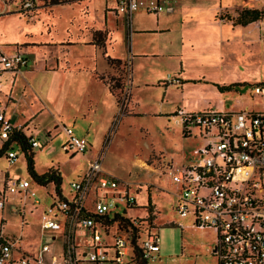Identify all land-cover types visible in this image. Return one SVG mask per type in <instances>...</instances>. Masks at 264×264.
<instances>
[{
	"label": "rangeland",
	"instance_id": "374dc122",
	"mask_svg": "<svg viewBox=\"0 0 264 264\" xmlns=\"http://www.w3.org/2000/svg\"><path fill=\"white\" fill-rule=\"evenodd\" d=\"M241 2L242 0H235L234 4L238 7L241 6ZM254 3L259 5L258 2ZM254 3L245 0L242 9H254L250 8ZM3 4L11 5L15 12L20 14L0 17V48L4 47L3 51L6 53L13 52L16 48L15 43L26 39L28 33L40 34L41 30L45 29L44 24L48 23L42 21L48 16L60 19V29L57 28V34L68 18L75 17L70 8H57L56 10L61 11L60 14L56 12L49 15L43 12L49 8V3L45 0H34L30 11L22 8L23 0H0V11L4 7ZM40 9L43 11L36 17L39 20L27 21L24 18L35 16ZM77 9L78 7L73 11ZM218 17L228 22L227 18L233 16L227 11H221ZM255 24L262 29L260 40L264 44V19ZM235 51L241 56L226 57L225 65L221 67L224 78L243 79L249 83L238 84L233 90L223 93L222 97L208 95L201 104L213 105L211 108L214 111L218 110L222 102L224 111L264 112V94L258 95L253 92L256 87L264 89V85L259 84H264V56L257 57L249 46L242 48V52ZM81 56L79 49L75 48L65 73L37 72L33 77L31 76L41 101L24 83L27 103H21L19 107L16 105L7 107L8 114H15L16 122H20L18 108L22 107L26 110L31 98V102L36 103L43 110L38 116L40 118V121H37L38 126L32 124L36 129L32 134L43 146L33 149L34 169L39 173H44L52 166L54 169H59L62 177L61 194L69 198L72 192L71 184L80 181L87 167V160L101 155L103 172L122 183L129 184L130 192L135 198V207L127 209L125 215L141 219L144 216L143 208L147 206L148 201L153 208V220L147 223L148 225L146 222L140 223L141 234L153 230L150 227H154L159 237L158 251L152 253V258L147 264H218L217 256L212 255L211 252L217 242L215 230L195 227L192 215L182 218L175 211V194L178 192V186L170 179L169 168L177 169L195 164L197 159L193 155L194 150L207 145L211 140L208 136L205 139L198 138V131L193 125L188 128L190 136L183 135L180 118L171 112L180 101V87L168 86L167 95L163 98L165 92L163 84L160 85L161 89H144L132 81L129 84L130 96L127 103L128 88L124 80L127 78L128 70L121 68L119 64H112V70L100 76L111 87H115L117 81L120 83L121 90L113 89L123 105L120 112L116 96H112L106 86L94 78V71L100 73L103 69L100 59L96 62L93 60L88 62L80 58ZM220 70L216 66L211 68V65L203 67L206 73L220 72ZM195 71V68L187 70L190 76L195 75ZM163 76L165 78L167 75ZM5 77L7 81L5 78L1 81L9 85V76L5 75ZM172 77V75L167 76L169 80H172ZM17 78L23 81L21 75ZM19 88L20 82L17 81L14 90L18 92ZM16 99L19 100L18 95ZM153 112L159 114L154 115ZM58 114L70 115L71 119H64L61 123L56 119ZM30 123L32 122L29 121L26 125ZM67 123L72 127L76 137L84 139L88 145H91V149L84 155L71 156L61 149L65 139L61 125ZM88 124H91L90 128ZM53 126H57L56 133L49 138L47 131L52 130ZM108 136L110 138L106 143ZM16 153L17 160L12 164L4 155L0 157V200L1 192L8 180L7 173L10 176L17 174L22 180L28 181L31 186L28 192L33 193V196H24L23 192L10 194L5 191L4 208L0 210L3 232L17 239L21 250L30 253H35L42 244H48L51 253L46 255L45 259L51 257V260L60 262L62 242L59 223L56 228L50 230L40 228L41 216L49 205L53 202V207H56L58 193L51 184L45 187L37 186L26 171L23 154L19 151ZM118 211L123 212V208L120 207ZM57 218L60 220L59 212ZM114 232L115 227L109 231L107 238L109 243ZM83 233L80 228L76 229L75 242L81 246L86 245L90 240ZM123 264L134 263H129V258H126Z\"/></svg>",
	"mask_w": 264,
	"mask_h": 264
},
{
	"label": "built area",
	"instance_id": "2783aa9c",
	"mask_svg": "<svg viewBox=\"0 0 264 264\" xmlns=\"http://www.w3.org/2000/svg\"><path fill=\"white\" fill-rule=\"evenodd\" d=\"M34 0H23L22 8L32 10ZM264 3V0H253ZM117 11L124 15L126 25L139 7L148 13L171 12V8L159 5L158 0H116ZM24 65L20 52L12 55L0 53V93L1 76L4 72L18 73ZM175 80H169L172 84ZM254 94H264V89L256 87ZM183 135L190 136L189 126L198 131V138L210 137V142L194 150L195 164L177 169L169 168L172 182L178 186L176 213L187 218L192 215L194 226L212 228L217 242L212 255L218 264H264V112H188L177 109ZM15 127L4 116L0 104V146L7 141ZM67 143L63 147L66 154H84L87 142L73 134L71 128H64ZM32 149L42 148L35 139L29 141ZM16 150H9L5 158L14 163ZM69 198L58 199L56 207L51 204L41 216V229L57 227L61 231L63 252L61 261L48 260L49 245L42 244L35 253L21 250L18 240L3 232L0 223V264H123L131 255L128 231L116 225L107 226L98 221L105 215L118 213L121 207L135 206V198L129 184L105 174L102 157L97 155L87 162L80 181L71 184ZM30 183L19 177L7 180L1 192L0 210L4 208L5 191L10 194H29ZM93 196L92 206L88 198ZM36 201L34 202V204ZM60 213V220L57 218ZM59 221V222H58ZM115 227L110 240L109 231ZM80 228L88 233L89 243L77 255L75 232ZM66 233V235H65ZM159 237L155 230H149L141 240L142 258L148 261L152 253L158 251Z\"/></svg>",
	"mask_w": 264,
	"mask_h": 264
},
{
	"label": "crops",
	"instance_id": "0c3cea01",
	"mask_svg": "<svg viewBox=\"0 0 264 264\" xmlns=\"http://www.w3.org/2000/svg\"><path fill=\"white\" fill-rule=\"evenodd\" d=\"M45 1L49 3L47 11L40 9L35 16L30 18L25 16L24 18L27 21L39 20L36 17L39 16L41 11L49 15L56 12L60 14L61 11L56 10L57 8H70L75 17L68 18L57 34V28L60 29V19L48 16L42 21V23L48 22L44 24L45 29L41 30L40 34L28 33L26 39L15 43L16 48L13 52L6 53L3 51L5 50L3 46V48H0V53L4 55H12L18 51L24 56V65L18 73L4 72L2 74L1 79L5 78V81H7L5 75L9 76V85L1 83L0 104L4 116L15 127H26V136L30 138H35L32 134L36 130L33 125L38 126L37 121H40L38 116L43 110L40 109L39 105L31 102V98L26 110H23L22 107L18 108L17 114L20 122H16L15 114H8L7 107L8 105L19 107L21 103H27L25 84L41 101L31 78L37 72L65 73L68 69L69 58L74 53L75 48L79 49V53L82 55L80 58H84L88 62L92 60L96 62L97 59H100L99 62L102 64L103 69L100 73L94 71V78L104 84L112 96L115 95L110 92L109 86L100 76L112 70L108 59L119 60L121 68H127L128 75L124 81L128 88V96H130L129 84L132 81L144 89H161L160 85L167 83L168 86L180 87V101L176 103L177 106L174 110L176 111L180 107V109L188 112L214 111L211 108L213 105L211 106L209 103L203 105L201 103L208 95L222 97L223 93H226H220L217 87L249 83L243 79L228 80L224 78L223 68L221 67L225 65L226 57L229 55L241 56L234 50H241L242 52V48L249 46L257 57L264 56V44L260 40L262 29L256 27L255 23L246 26H233L231 22L218 18L221 11H227L235 17L237 11L242 10L244 7L245 0H242L241 6L238 7L234 4L235 0H158L159 5L171 8V12L154 14L146 12L143 7H139L132 13L129 25H126L124 15L117 11L116 0H76L72 3L57 5H52L51 0ZM251 1L254 3L253 0ZM3 5L0 17L20 15L15 12L11 5ZM76 7L78 9L73 11ZM250 8H264V3H259V5L254 3ZM94 32H101L104 36L101 47H97L92 42ZM208 65H211V68L216 66L218 70H221L220 72L206 73L203 71V67ZM189 68H195L196 74L188 75L187 70ZM18 75L22 76L23 81L17 78ZM163 75H172L175 82L168 83L169 79L167 76L164 78ZM100 77H102V80ZM17 81L20 82L18 92L14 90ZM259 84L264 85L263 83ZM167 87H164L163 98L167 95ZM16 95H18L19 100L16 99ZM174 110L171 112L175 113ZM230 111L233 110L224 111V105L221 102L216 112ZM153 113L154 115L159 114V112L157 114L156 112ZM56 119L62 123L64 119L69 120L71 118L70 115L58 114ZM29 121L32 123L26 125ZM90 125L88 124L89 128ZM64 128L72 129L69 123L61 125L65 137L61 149L67 143ZM56 129L57 126H53L52 130L47 131L49 138L55 135ZM89 149H91V145L87 143L86 152ZM6 176L8 179L12 177L22 178L17 174L10 176L7 173ZM54 197H56L55 194ZM93 199V196L88 198V203L91 206ZM81 232L88 236V233L82 231V229ZM88 243L81 246L75 242L77 255H81ZM62 252L63 243L61 254Z\"/></svg>",
	"mask_w": 264,
	"mask_h": 264
},
{
	"label": "trees",
	"instance_id": "16d2710c",
	"mask_svg": "<svg viewBox=\"0 0 264 264\" xmlns=\"http://www.w3.org/2000/svg\"><path fill=\"white\" fill-rule=\"evenodd\" d=\"M76 0H51L52 5L57 4H66V3H72ZM220 20H223L222 18L218 17ZM264 19V9H242L240 11H237L235 17L227 18L228 22H231L233 26H246L251 23H255L257 21H260ZM104 36L101 32H94L92 35V42L97 47H101L103 44ZM109 64H120L119 60H112L108 59ZM102 80V77H100ZM110 92L115 95L114 88L121 90L120 83L117 81L115 87H111L108 83ZM169 84L163 83L164 87H167ZM237 87V85H230L227 87H217L218 91L220 93L228 92L233 90V88ZM117 100V106L120 108V112H122L123 105L120 102V98L115 95ZM129 100V96L127 97V103ZM111 133V131H110ZM110 136L106 139V143H108ZM30 137L26 136L25 129H15L11 132L9 138L7 141L3 142L0 146V157L2 155L5 156V153L9 150H16L23 154L25 158V165H26V171L31 178V180L39 187H45L47 185H53L55 191L58 193V199H66L61 195L60 187H61V181L62 177L60 175V172L58 169L50 168L44 173H37L34 169V153L33 149L29 143ZM135 206L127 207L123 210V212H118L110 215H105L101 219H98V221L102 222L103 224H107V226L110 225H116L120 230L128 231L129 236L131 238L130 240V246H131V255L129 257V263L134 264H147V261L142 258V250L140 248L141 240L145 237L146 233L149 231H145L144 234H141L140 232V223L146 222L149 223L151 220H153V208L150 206V202L148 201V204L146 207L143 208L144 210V216L141 219L138 218H130L127 217L126 210L132 209ZM148 225V224H147ZM150 227V226H149ZM153 230H156L154 227H150Z\"/></svg>",
	"mask_w": 264,
	"mask_h": 264
}]
</instances>
